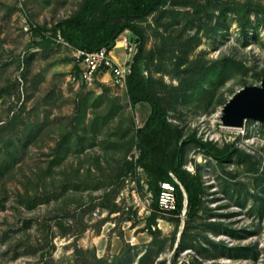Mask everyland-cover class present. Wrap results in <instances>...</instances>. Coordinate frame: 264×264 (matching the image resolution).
<instances>
[{"label":"rangeland","instance_id":"374dc122","mask_svg":"<svg viewBox=\"0 0 264 264\" xmlns=\"http://www.w3.org/2000/svg\"><path fill=\"white\" fill-rule=\"evenodd\" d=\"M83 1L0 0V264H264V124L220 123L234 94L264 81V0H175L140 23L169 121L233 147L223 163L188 147L202 204L178 225L159 217L155 236L143 176L116 178L149 106L133 108L103 73L92 87L68 81L65 43L33 45V26L51 29Z\"/></svg>","mask_w":264,"mask_h":264},{"label":"trees","instance_id":"16d2710c","mask_svg":"<svg viewBox=\"0 0 264 264\" xmlns=\"http://www.w3.org/2000/svg\"><path fill=\"white\" fill-rule=\"evenodd\" d=\"M174 2L175 0H84L72 16L60 20L51 29L39 26L31 28L33 45L40 49H49L57 44L59 36L71 49L89 53L101 48L111 51L125 31H128L129 42L137 45L131 73L126 79V94L133 108L139 104H147L150 112L142 127L135 133L134 145L138 158L131 161L125 159L117 170L116 178L120 181L119 187L128 176H134L138 186H141V176L145 179L152 196L146 229L152 236L160 232L155 228L159 217H168L177 225L182 219L184 197L170 174L181 184L186 194L185 216L192 217L202 204L204 186L200 167L196 165L194 174L184 169L188 147L193 145L221 163L233 154V147L230 145L218 148L211 143H201L195 134L184 137L182 129L169 121L163 99L156 90L155 80L152 73L148 72L142 46L145 32L140 23ZM73 71L78 76L79 68L75 63ZM236 154L242 156L238 151ZM161 182H170L176 186L175 212L168 214L158 208Z\"/></svg>","mask_w":264,"mask_h":264},{"label":"built area","instance_id":"2783aa9c","mask_svg":"<svg viewBox=\"0 0 264 264\" xmlns=\"http://www.w3.org/2000/svg\"><path fill=\"white\" fill-rule=\"evenodd\" d=\"M128 31H125L121 36L119 41L122 45L121 49L125 51V58L123 63L118 64L113 56L110 54L106 48H101L95 52H85L82 50L72 49V54L74 58V63L78 65L79 74L72 73L68 78V81L75 85H84L85 87H92L97 82V75L100 72L109 73L111 76L112 83L115 87L126 90V79L131 73V64L134 55L137 52V45L135 43H130L128 38ZM58 43H64L63 40L58 36ZM66 44V43H65ZM67 45V44H66ZM247 121H244L243 125ZM254 125H258L259 122L253 121ZM241 126V130L243 128ZM138 158V152L136 149L134 153L128 157V160H136ZM142 173L141 169L137 170ZM171 177L174 179L176 185L181 190L184 199H186V194L181 186V184L174 178L172 174ZM159 196H158V208L165 213H172L177 210L176 203V186L170 182L159 183ZM185 212L181 214L182 220L185 217Z\"/></svg>","mask_w":264,"mask_h":264},{"label":"water","instance_id":"95a60500","mask_svg":"<svg viewBox=\"0 0 264 264\" xmlns=\"http://www.w3.org/2000/svg\"><path fill=\"white\" fill-rule=\"evenodd\" d=\"M248 120L264 124V81L259 86L239 90L222 109V127H241Z\"/></svg>","mask_w":264,"mask_h":264},{"label":"crops","instance_id":"0c3cea01","mask_svg":"<svg viewBox=\"0 0 264 264\" xmlns=\"http://www.w3.org/2000/svg\"><path fill=\"white\" fill-rule=\"evenodd\" d=\"M114 48H120V46L118 45V42L116 43V45L114 46ZM114 48L110 51V54L113 56V58L115 59V61H116L118 64L123 63V60H124V59H123L122 62H121V60H120L117 56L114 55V53H113ZM101 73H103V72L98 73V75H97V81H98L99 76H100ZM103 74H105V77H108V79L110 78V80H111V76H110L109 73H103ZM106 75H107V76H106ZM184 208H185V210H186V203H184V207H183V209H184Z\"/></svg>","mask_w":264,"mask_h":264},{"label":"bare ground","instance_id":"6f19581e","mask_svg":"<svg viewBox=\"0 0 264 264\" xmlns=\"http://www.w3.org/2000/svg\"><path fill=\"white\" fill-rule=\"evenodd\" d=\"M118 44L119 45H122V43H121V41H118ZM223 128H225V129H228V130H235V131H239V130H241L240 128V126H231V127H223Z\"/></svg>","mask_w":264,"mask_h":264},{"label":"flooded vegetation","instance_id":"af4514ba","mask_svg":"<svg viewBox=\"0 0 264 264\" xmlns=\"http://www.w3.org/2000/svg\"><path fill=\"white\" fill-rule=\"evenodd\" d=\"M201 143H207V142H201Z\"/></svg>","mask_w":264,"mask_h":264}]
</instances>
